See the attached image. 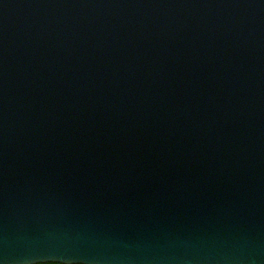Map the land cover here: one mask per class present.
Segmentation results:
<instances>
[{
    "label": "water",
    "instance_id": "obj_1",
    "mask_svg": "<svg viewBox=\"0 0 264 264\" xmlns=\"http://www.w3.org/2000/svg\"><path fill=\"white\" fill-rule=\"evenodd\" d=\"M264 264V0H0V264Z\"/></svg>",
    "mask_w": 264,
    "mask_h": 264
},
{
    "label": "trees",
    "instance_id": "obj_2",
    "mask_svg": "<svg viewBox=\"0 0 264 264\" xmlns=\"http://www.w3.org/2000/svg\"><path fill=\"white\" fill-rule=\"evenodd\" d=\"M36 264H59V263H36Z\"/></svg>",
    "mask_w": 264,
    "mask_h": 264
}]
</instances>
